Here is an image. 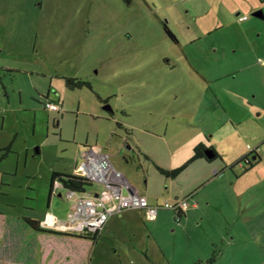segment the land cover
I'll list each match as a JSON object with an SVG mask.
<instances>
[{"label": "rangeland", "instance_id": "374dc122", "mask_svg": "<svg viewBox=\"0 0 264 264\" xmlns=\"http://www.w3.org/2000/svg\"><path fill=\"white\" fill-rule=\"evenodd\" d=\"M233 3L242 9L239 13ZM252 4L250 10L247 5ZM257 10L262 11L263 19L252 16ZM240 16L246 19L240 21ZM209 22L210 28L215 23L225 24L209 34L206 27ZM164 24L177 42L167 35ZM0 28L3 51L0 68L11 69L0 70V148L12 146V153L0 162V213L5 216L7 236L10 231L20 232L28 243L32 232L25 219L40 222L52 212L58 221L65 223L72 212L67 189L54 185L58 191L49 197L50 178L54 171H65L64 167L70 166L68 159L74 157L75 149L84 146L85 138L96 143V134L107 128L106 121L91 118L106 113L98 95L108 100L106 105L115 113L111 118L131 127L135 142L143 148L150 143L144 145L147 140L137 139L136 133L147 124L152 131L161 132L176 123L183 126L190 122L184 118L188 108L181 87L186 82L188 61L211 68L222 56V48L228 51L236 47L237 57L225 55L220 67L229 68L237 59L255 63V67H249L250 73L236 76L237 80H243L253 73L254 91L263 92L264 99V50L261 49L264 48V0H0ZM251 42L257 43L256 53L249 45ZM169 62L176 63V69H170ZM68 78L88 82L91 89L69 88L64 85ZM50 83L51 97L57 98L56 91L65 95L62 119L51 110H46V114L30 101L34 95L32 87L42 84L37 92L41 96ZM18 90L22 98L16 95ZM37 94L36 98L40 99ZM30 108L37 110L34 122ZM231 116L232 121L240 122L241 130L253 145L264 134V118L253 115V107L241 100L235 102ZM168 135L172 145L179 146L181 141L189 140L185 130L171 128ZM121 150L129 153L125 147ZM156 154L168 159L166 150ZM139 172L142 182L144 171ZM145 179H151L150 170ZM189 184L187 178L184 185ZM250 217L253 221L260 218L253 222L252 228L249 220L246 225L227 220L224 228L212 232L191 228L184 238H189V243L193 241L199 255L205 257L198 259L199 264H205L211 254L219 256L222 252L216 264H264V215L256 216L253 212ZM240 219L244 222L246 218ZM109 222L119 226L111 234L101 231L90 251V264L134 263L130 252L137 255L140 252L134 250L133 236L125 220L115 215L106 224ZM154 234L163 239V234L155 231ZM182 236L164 231V237L171 243ZM209 239L214 241V246H205ZM31 245L32 250L27 248L24 255L35 263L33 241Z\"/></svg>", "mask_w": 264, "mask_h": 264}, {"label": "crops", "instance_id": "0c3cea01", "mask_svg": "<svg viewBox=\"0 0 264 264\" xmlns=\"http://www.w3.org/2000/svg\"><path fill=\"white\" fill-rule=\"evenodd\" d=\"M233 5L236 10L238 9L236 13L242 10L239 9L238 4L233 3ZM247 6H250V10L253 9V4ZM244 7H246L245 4ZM244 18L246 19L245 16H240L239 20L243 21ZM215 24L212 28H210V22L207 24L206 27L209 28V34H214L213 30L216 31L223 28L225 23H223V26H221V22ZM4 28L6 30V27ZM249 45H251L253 53L258 51L257 43L251 42ZM216 49L214 51H220L218 48ZM222 49L223 57L220 56L215 60L214 67L204 68L203 65L191 64L188 61L186 64L187 69H185L186 74L181 71V73L186 75V82L181 85L183 97L188 108L184 113V118L190 120V122L184 123L183 126L176 123V125L161 132H158V129V133L152 131L149 128V124H147L144 129H139L136 133L137 139L145 138L147 140L144 145L150 143V145L143 148L142 145L135 142L131 127H128L118 119L111 118L113 113L91 116L92 120L106 121L107 128L100 129V133L96 134V143L85 138L84 146L75 149L74 157L68 159L71 162L70 166L64 167L65 171H59V173L80 176L76 174L79 153L84 152L88 148H94L109 156L112 166L127 177L130 184L141 196L147 198L150 205H162L165 202H174L184 198L189 200V208L181 215L180 222H176V216L173 211L165 209L158 210L156 219L153 221L149 220L144 210H126L121 213L113 212L110 215L109 218L116 215V218L125 220L126 227L133 236L134 250L137 249L140 252L139 255L133 251L130 252L131 258L136 263L138 261H146L150 264H159V262L164 261V264H199L198 259L202 260L205 257L199 255L193 241L189 243L190 239L184 238L191 228H202L207 232H212L213 230L224 228L227 220L234 224L242 222L244 225L249 220L250 228H252L253 222L255 223L260 218L256 217L253 221V217L251 218L250 215H253V212L256 213V216L264 215V134L253 145L244 130H241L240 122L232 121L234 118L231 116L234 113L235 102L241 100L247 106L253 107V115L264 118V99L261 97L263 92L260 94L255 93L254 82L256 81L253 80V73L250 76L246 75L243 80H237L238 76L236 75L244 72L250 73L249 67H255V63L251 65L247 62L248 59H245L246 63L237 59L239 60V66L236 64L238 62L236 60L235 64L229 66V68L220 67L219 62L225 58V55L231 54L232 57H237L239 52L236 47L228 51L224 48ZM261 49L264 50V48ZM1 52L3 51L0 47ZM167 66L170 69H176V63L169 62ZM0 70L9 71L11 69L6 67L0 68ZM42 84L32 87L34 95L30 96V101L35 103L38 109L42 108L45 111L47 109L42 105L43 99L57 104L59 111L53 112L62 119L63 114L61 112L64 105L63 96L65 95L60 93L62 91H56L58 93L57 98L51 97L50 83L46 93L40 96L37 92L42 89ZM5 92L8 96L7 91ZM64 93L66 94V89H64ZM36 94L42 99L36 98ZM16 95H18V98H22L21 90H18ZM98 96L101 98V102L105 100L100 95ZM7 102H10L9 98H7ZM19 105L21 104L19 103ZM30 110L33 111L34 122L36 121L37 110L35 108H30ZM48 111L45 113L47 114ZM256 112L258 113L256 114ZM149 115L151 114L149 113ZM54 121L55 119L52 118V123ZM205 124L206 128L203 127ZM34 125L33 123L32 126ZM171 128L185 130L189 140L185 143L181 141L179 146L172 145L169 140L174 134L170 133L171 136L168 135V131ZM101 132L103 136L99 137ZM130 135H132V138H130ZM98 140H101L99 145ZM126 146H130L129 148L134 152L132 160L127 157L126 152L123 153V150H121V147L124 149ZM201 146L202 150L200 149L196 152L195 149ZM8 148L10 151L12 150L10 144L0 148V150ZM162 150L168 151V157L164 156L168 159H163L161 157L162 154H156L157 151L161 152ZM209 150L212 151L214 156L207 159L204 153ZM251 151L255 152L252 154L254 166L244 171L243 166H241L244 164L239 163L237 165L236 162L251 153ZM38 152V148H36V153ZM195 153L198 157L192 159ZM3 160H0V162ZM163 161H167V163ZM186 163L189 164L174 178L166 177L157 170V168H161L171 171L180 168ZM139 170L144 171L142 182L138 177ZM149 170L151 171V179L143 181ZM68 171H73V173ZM187 178L190 180V187H188L189 185H184V181ZM177 180L179 181L178 184ZM55 186L62 188L58 182H56ZM55 186L54 192H57L58 190ZM89 191L95 197L98 194H102L101 187L98 185H94ZM124 194L126 193L124 192ZM242 217L246 218L244 222L240 219ZM38 223L41 228L46 230L77 233L75 226L69 224L68 221L61 223L52 212H48L43 220ZM4 225L1 227L0 234V264H39L41 259L43 264H67V252L69 249L73 250V248L79 253L78 258L76 259L73 256V259L77 264H81L78 261L80 255L82 258L83 250H85V245L82 242L66 241L65 239L42 235L41 244H39L37 235L28 226L32 232L30 243H28L26 239L22 238L23 234L20 232L12 233L10 231L7 236ZM115 226L118 227L119 224L114 222L112 225L109 222L101 231L105 234H111L114 232ZM158 230L160 234L157 233ZM101 231L96 242L92 243L87 249L88 253L86 254L85 252V262L87 261L85 264L91 263L90 251L96 246L102 233ZM154 231L158 235L163 234V239L155 236ZM164 231H169L172 235L183 236L182 238H175L176 241L171 243L164 237ZM211 237L214 238L216 236L211 235ZM251 240H253V236ZM32 241L36 249L35 263H31L24 255L27 248L32 250ZM52 242L57 243L63 249L65 257H63L64 255L56 257L55 253L52 255L50 251L52 247H47V244ZM188 244L193 245L189 246ZM205 246H214V241L212 239L207 240ZM41 247L42 249H40ZM113 252L116 253L115 250ZM222 255L223 252L217 256L214 264L218 262V258ZM18 259L20 260L18 261Z\"/></svg>", "mask_w": 264, "mask_h": 264}, {"label": "built area", "instance_id": "2783aa9c", "mask_svg": "<svg viewBox=\"0 0 264 264\" xmlns=\"http://www.w3.org/2000/svg\"><path fill=\"white\" fill-rule=\"evenodd\" d=\"M43 106L47 110L59 111V106L48 100ZM76 174L100 186L102 191L96 197L89 190L67 191L72 201V212L67 221L75 226L77 233L100 232L113 212L144 210L149 220L153 221L158 210L165 209L173 211L176 222H180L181 215L189 208V200L185 198L162 205H150L147 198L141 196L123 174L112 166L109 156L94 148L79 153Z\"/></svg>", "mask_w": 264, "mask_h": 264}, {"label": "trees", "instance_id": "16d2710c", "mask_svg": "<svg viewBox=\"0 0 264 264\" xmlns=\"http://www.w3.org/2000/svg\"><path fill=\"white\" fill-rule=\"evenodd\" d=\"M164 30L167 33V35L175 42H177L175 36L170 32V30L167 28V26L164 24ZM65 83L66 86L69 88H82V87H87L89 89H91V85L88 82L82 81V80H73V79H65ZM202 150V146L201 147H197L195 149L196 152H198L199 150ZM11 153V151L8 149L5 150H0V160L5 159L8 154ZM255 152H252L243 156L241 159H239L236 164L238 165L239 163H242L244 165L243 169L244 171L249 170L250 168H253L254 164V157L252 154H254ZM257 156V154H256ZM198 155H196V153L194 154V158H197ZM190 163V162H189ZM189 163H186L185 165L181 166L180 168L171 170V171H166L163 170L161 168H157V170L164 176L169 177V178H174L176 177ZM78 165V164H77ZM77 168V167H76ZM58 182L60 183V185L67 190L70 191H74V192H85L90 190L91 188H93V184L87 180L84 177H80V176H76V175H68V174H64V173H59V172H53L50 178V185H49V196H52L54 193V185L55 183ZM25 224L27 226H29L35 233V235H37V241L39 242V244H41V236L42 235H46V236H51V237H55V238H60V239H65L66 241H80L83 243V245H85V250H83L82 253V258L80 255V259H79V263L81 264H85V252L86 254L87 249H89V246L92 245V243L96 242L97 237L99 232H79V233H65V232H60V231H51V230H46L40 227L39 223L37 221H33V220H29V219H25L24 220ZM5 223V216L0 213V227L3 226V224ZM1 234V232H0ZM48 248H51V253L52 255L55 253L56 257L57 256H62L64 255L63 249L55 242L49 243L47 244ZM42 249V247L40 248ZM79 253L77 251H75V249H69V251L67 252V264H77L76 261H74L73 256L77 259L78 258ZM65 257V255L63 256ZM217 259V255L216 254H212L211 257L206 261L205 264H214L215 261ZM39 264H43L42 259L40 260ZM50 264V263H48ZM60 264V263H58ZM65 264V263H64Z\"/></svg>", "mask_w": 264, "mask_h": 264}, {"label": "water", "instance_id": "95a60500", "mask_svg": "<svg viewBox=\"0 0 264 264\" xmlns=\"http://www.w3.org/2000/svg\"><path fill=\"white\" fill-rule=\"evenodd\" d=\"M252 16L256 17V18H259V19H263V13L261 10H257L255 11L254 13H252ZM107 112L111 113L112 110L108 107V108H104ZM130 146H126V150H128V154H127V157L128 158H131V160L133 159V155H134V152L132 151V149L129 148ZM205 156L207 157V159H210L214 156V154H212V151L209 150V151H206L205 153ZM124 176V175H123ZM125 177V176H124ZM125 179L127 180V178L125 177ZM128 181V180H127ZM129 182V181H128Z\"/></svg>", "mask_w": 264, "mask_h": 264}, {"label": "flooded vegetation", "instance_id": "af4514ba", "mask_svg": "<svg viewBox=\"0 0 264 264\" xmlns=\"http://www.w3.org/2000/svg\"><path fill=\"white\" fill-rule=\"evenodd\" d=\"M40 99H42V98H40ZM45 99H43V101H44ZM100 103L102 104V109L104 110V112H106V113H108V114H112V112L111 113H109V112H107L104 108H110L111 109V107L109 106V105H106V104H109V102H108V100L107 99H105V100H102V102L100 101ZM112 110V109H111Z\"/></svg>", "mask_w": 264, "mask_h": 264}, {"label": "clouds", "instance_id": "9594fccd", "mask_svg": "<svg viewBox=\"0 0 264 264\" xmlns=\"http://www.w3.org/2000/svg\"><path fill=\"white\" fill-rule=\"evenodd\" d=\"M45 101H46V100H44V102H45ZM44 102H43V103H44ZM42 105H43V104H42ZM93 186H94V185H93Z\"/></svg>", "mask_w": 264, "mask_h": 264}]
</instances>
